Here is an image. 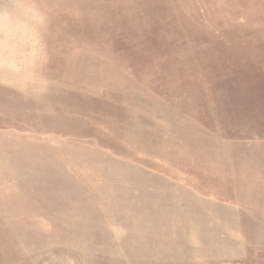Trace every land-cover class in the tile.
I'll use <instances>...</instances> for the list:
<instances>
[{"label": "rangeland", "instance_id": "obj_1", "mask_svg": "<svg viewBox=\"0 0 264 264\" xmlns=\"http://www.w3.org/2000/svg\"><path fill=\"white\" fill-rule=\"evenodd\" d=\"M7 257L264 264V0H0Z\"/></svg>", "mask_w": 264, "mask_h": 264}, {"label": "crops", "instance_id": "obj_2", "mask_svg": "<svg viewBox=\"0 0 264 264\" xmlns=\"http://www.w3.org/2000/svg\"><path fill=\"white\" fill-rule=\"evenodd\" d=\"M16 132V133H15ZM1 133L3 134V136L5 135H10V136H18L19 134H21L20 131H18V129H12V130H2ZM0 264H22L21 262V258H13V257H7L3 259V262Z\"/></svg>", "mask_w": 264, "mask_h": 264}, {"label": "trees", "instance_id": "obj_3", "mask_svg": "<svg viewBox=\"0 0 264 264\" xmlns=\"http://www.w3.org/2000/svg\"><path fill=\"white\" fill-rule=\"evenodd\" d=\"M199 41V40H198Z\"/></svg>", "mask_w": 264, "mask_h": 264}]
</instances>
